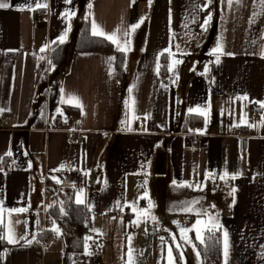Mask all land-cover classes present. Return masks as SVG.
Here are the masks:
<instances>
[{"label":"crops","instance_id":"obj_1","mask_svg":"<svg viewBox=\"0 0 264 264\" xmlns=\"http://www.w3.org/2000/svg\"><path fill=\"white\" fill-rule=\"evenodd\" d=\"M0 3L9 5L0 8V264H87L94 254L103 264H170L164 223L153 219L169 197L185 202L181 219L203 216L204 234L219 231L221 264H264V111L250 117L264 105V0ZM85 22L127 51L93 35L113 52H75ZM234 129L249 139L242 152ZM50 189L70 191L89 213L82 255L67 256L48 222ZM178 249L180 264H198Z\"/></svg>","mask_w":264,"mask_h":264},{"label":"trees","instance_id":"obj_2","mask_svg":"<svg viewBox=\"0 0 264 264\" xmlns=\"http://www.w3.org/2000/svg\"><path fill=\"white\" fill-rule=\"evenodd\" d=\"M64 44H56L50 49V59L58 67L62 60ZM75 52L112 53V45L99 37L90 34L88 23L81 25L73 44ZM165 62L161 64L160 72L164 74ZM117 77H125L123 54H116ZM53 201L48 207L49 223L56 224L63 240L64 252L67 256H79L84 252L85 233L89 223L88 211L75 204L68 190L50 189ZM196 248L203 264H221V236L219 231H207L203 242H196ZM177 264H180L178 252L175 250Z\"/></svg>","mask_w":264,"mask_h":264},{"label":"rangeland","instance_id":"obj_3","mask_svg":"<svg viewBox=\"0 0 264 264\" xmlns=\"http://www.w3.org/2000/svg\"><path fill=\"white\" fill-rule=\"evenodd\" d=\"M168 200L169 201H167L166 205H165L166 211L165 212L162 211L163 212V216L161 214L159 216V213H157L158 211H155V216L156 215L157 216L154 217L155 218L154 220L157 221V222L163 221L165 231H167L166 233L162 234L163 239H165V241H166L164 254H165V257L167 258V261L169 259V255H168V249L169 248L172 249V256H171L172 263H173L174 259L176 261L175 250L178 251L179 257L182 256V252H180L179 249H178L181 246L185 253L188 252V257L189 258H194L196 260V262L198 261L197 262L198 264H201L200 263V259L198 258L199 260H197L196 256L198 254V251H197V249L195 247H196V242H198V243L201 242V240H198L196 238L197 237V229L199 230V234H200V236L202 238V241H203V238H204V233L202 231V229H203V227L205 225L204 222H203V216H198L197 217V220L200 221L199 224L196 223L194 225L193 224L191 225V223H187V221H188L187 218L188 217L184 216L185 220L181 219V217H180L182 214H186L187 213L186 212L185 202L182 201V199L176 200L175 197H171V198L169 197ZM168 207H169V209H168ZM199 225H201L202 228H200ZM55 228H56V226H55ZM181 229H189L190 231H188L187 233H183V232H181ZM184 235H187V237H188L187 241L182 238ZM173 237H175V240L173 239ZM57 239H58L57 240L58 243H56L55 246L57 244H59V242H60L61 238L59 237V235H58ZM89 239H90V237H87L86 242H88ZM170 240H171V242H170ZM171 243H173V244H171ZM177 245H179V246H177ZM180 260H181V258H180Z\"/></svg>","mask_w":264,"mask_h":264},{"label":"snow or ice","instance_id":"obj_4","mask_svg":"<svg viewBox=\"0 0 264 264\" xmlns=\"http://www.w3.org/2000/svg\"><path fill=\"white\" fill-rule=\"evenodd\" d=\"M149 3L151 4V0H149ZM228 3H229V6H231L232 0H228ZM8 6L9 5L6 4V3H0V8H7ZM45 7H46V5H45ZM210 19H211V17L209 16L208 20H210ZM142 22H143V20H141L140 23H142ZM205 23H208V21L206 20ZM139 26H140L139 23L136 24V25H133L132 26V30L134 31L135 28H137ZM92 29H93V32H92L93 35L105 36L107 39L111 40L114 44H117L118 50L127 51L126 44L124 46H121L119 44L118 40L116 39V33H113L112 35H108V34L104 33L103 30L100 29V27L95 22H93V24H92ZM125 35H127V33H125ZM60 39H61V42H63L64 37H61ZM214 51L215 52H222V45H218L217 48ZM219 59H220V57L217 56L216 57L217 62H219ZM174 63L178 64V63H180V61L176 60ZM72 101H76L77 105L79 106L78 98H76L74 96H70L68 98V101H66V102H72ZM262 106H264V105H262ZM191 111H197V112H200L201 115H206L205 112L200 111L199 109H193ZM8 154L10 155L11 153H8ZM225 175H227V173ZM232 178L235 179L236 177L233 176ZM235 191L236 190L233 189V192H235ZM76 203H78V204L84 203V200L82 199V193H81V195L77 196ZM149 207H151V205H149ZM15 211H27V209H18V210H15ZM145 215H147V212H145ZM153 219H155V218L153 217ZM199 223H200V221H197V224H199ZM188 231H190V230L189 229H181V232H183V233H187ZM227 236H228V234H227V232H225L224 233V237H225L224 254H225V257H227V255H228ZM182 238L185 239L186 241L188 240L187 235H184ZM196 238L198 240H201V242H203L202 238H201V236L199 234V230L198 229H197V237ZM173 239L175 240V237H173ZM9 242L10 243H14L16 241L10 236L9 237ZM177 246H179V245H177ZM168 255H169L170 264H171V256H172V249L171 248L168 249Z\"/></svg>","mask_w":264,"mask_h":264},{"label":"built area","instance_id":"obj_5","mask_svg":"<svg viewBox=\"0 0 264 264\" xmlns=\"http://www.w3.org/2000/svg\"><path fill=\"white\" fill-rule=\"evenodd\" d=\"M35 20H34V24L35 25H42L46 22L48 15L46 10H38L36 11L35 14ZM263 107L260 104H256L254 103L253 106L251 107V111H250V117L252 121H257L260 116L263 114ZM3 122H6L7 119L3 118L2 119ZM73 119L70 116H67L65 118V122L66 124H70L72 123ZM233 135L237 136V138H239L240 143H239V149L240 151H244L248 148V144H249V139L246 136H243L242 134H240L236 129L233 130ZM71 140L75 141V142H81L82 141V136L80 134L74 133L73 131H71ZM194 146L196 147H200L203 144V140L201 138H196L193 141ZM50 243L48 242H43L42 243V249H48L49 248ZM87 264H103L102 259L94 254L92 256L89 257Z\"/></svg>","mask_w":264,"mask_h":264}]
</instances>
